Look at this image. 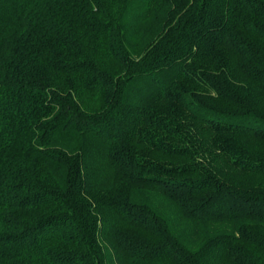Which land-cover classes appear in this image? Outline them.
<instances>
[{"label":"trees","instance_id":"trees-1","mask_svg":"<svg viewBox=\"0 0 264 264\" xmlns=\"http://www.w3.org/2000/svg\"><path fill=\"white\" fill-rule=\"evenodd\" d=\"M0 264H264V0H0Z\"/></svg>","mask_w":264,"mask_h":264},{"label":"rangeland","instance_id":"rangeland-1","mask_svg":"<svg viewBox=\"0 0 264 264\" xmlns=\"http://www.w3.org/2000/svg\"><path fill=\"white\" fill-rule=\"evenodd\" d=\"M240 177H241V175H240ZM240 177H239V178H240Z\"/></svg>","mask_w":264,"mask_h":264}]
</instances>
